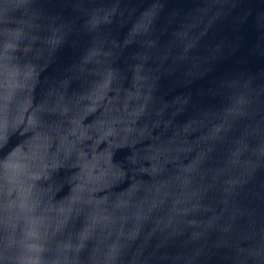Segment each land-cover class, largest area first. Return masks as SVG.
<instances>
[{"label":"water","instance_id":"95a60500","mask_svg":"<svg viewBox=\"0 0 264 264\" xmlns=\"http://www.w3.org/2000/svg\"><path fill=\"white\" fill-rule=\"evenodd\" d=\"M0 264H264V23L0 0Z\"/></svg>","mask_w":264,"mask_h":264}]
</instances>
